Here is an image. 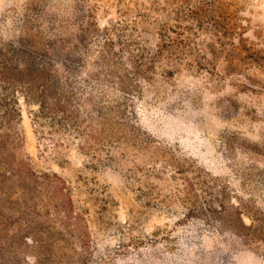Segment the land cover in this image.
Listing matches in <instances>:
<instances>
[{
  "label": "rangeland",
  "instance_id": "1",
  "mask_svg": "<svg viewBox=\"0 0 264 264\" xmlns=\"http://www.w3.org/2000/svg\"><path fill=\"white\" fill-rule=\"evenodd\" d=\"M0 264H264V0H0Z\"/></svg>",
  "mask_w": 264,
  "mask_h": 264
},
{
  "label": "trees",
  "instance_id": "2",
  "mask_svg": "<svg viewBox=\"0 0 264 264\" xmlns=\"http://www.w3.org/2000/svg\"><path fill=\"white\" fill-rule=\"evenodd\" d=\"M177 40V39H176ZM173 40L172 38H168V40H166L165 39V41H164V43H163V45H162V47H164V48H167V49H169V50H171V52H173V51H175V52H181L183 49L181 48V47H179V46H181V44H183V43H186V42H184V41H182V40ZM184 47V46H183ZM158 52H160V51H158ZM146 57V55H143V58H145ZM150 61H153V60H150ZM142 62V61H141ZM140 64V63H139ZM65 66H66V70L63 72V76H64V74H65V76L64 77H66V79L64 80V82H67L66 83V86L67 87H70L71 89H62L60 86H58V84H59V80L60 79H58V78H56L55 79V82H54V89L56 90V91H58L59 90V95L58 96H56V97H54V101L55 102H61V101H64V103H66L67 101H69L70 99H73L74 97H76V90H75V88H72L71 86H70V83L68 82V78L69 77H71L70 75H69V70H71V68H72V66L71 65H69V64H64ZM137 65H138V63H137ZM57 68H58V66H57ZM59 70V69H58ZM72 70H74V68H72ZM68 77V78H67ZM74 78V77H73ZM128 95V94H127ZM63 100H62V99ZM41 105H43V102L41 103ZM63 112H65V110L63 111Z\"/></svg>",
  "mask_w": 264,
  "mask_h": 264
}]
</instances>
